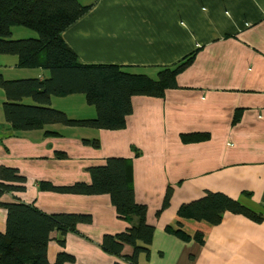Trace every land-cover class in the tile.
Wrapping results in <instances>:
<instances>
[{
  "label": "crops",
  "instance_id": "0c3cea01",
  "mask_svg": "<svg viewBox=\"0 0 264 264\" xmlns=\"http://www.w3.org/2000/svg\"><path fill=\"white\" fill-rule=\"evenodd\" d=\"M78 1L90 8L62 36L81 63L116 64L155 78L162 67L191 52L194 58L177 74V86L163 97L134 96L133 111L119 130L61 125L15 130L5 121L0 88V167L15 168L26 178L24 190L6 192L0 201L32 203L48 214L91 215L90 223H78L66 234L63 246L57 232L51 233L48 264H54L60 251L74 257L64 264H114L123 257L105 251L103 237L122 232L129 224L117 215L109 195L66 194L42 189L40 184L89 183V167L104 164L109 156L128 157L133 159L136 200L147 204V220L155 225L149 261L141 256V264H264V220L257 223L226 212L213 225L180 218L174 211L206 191H221L264 215V91L261 97L250 74L252 58L254 63L264 54V0ZM3 57L0 73L5 77L6 72L8 78L47 76L45 70L19 69L15 56ZM222 102L225 115L215 121L221 120L224 128H213L209 121L214 119L207 112ZM199 103L205 122L190 124L198 114L193 107ZM51 105L73 118L96 114L82 96H53ZM246 109L253 110L247 117ZM45 129L58 134L45 135ZM191 132H207L210 137L182 142L181 134ZM93 138L112 147L113 153H91L83 139ZM135 146L140 155H134ZM194 150H199V158L193 157ZM57 152L66 157H57ZM159 153L166 160L172 158L163 162L162 179L148 166ZM169 186L170 208L155 218ZM6 219L7 210L0 207V231L5 230ZM177 222L190 235L201 231L203 242L192 239L185 244L165 230ZM131 247L125 245L122 254H130Z\"/></svg>",
  "mask_w": 264,
  "mask_h": 264
},
{
  "label": "trees",
  "instance_id": "16d2710c",
  "mask_svg": "<svg viewBox=\"0 0 264 264\" xmlns=\"http://www.w3.org/2000/svg\"><path fill=\"white\" fill-rule=\"evenodd\" d=\"M90 5L78 0H0V55L17 56V66L23 69L47 71V76L5 78L0 73V88L4 92L2 104L5 121L15 129L28 131L49 125L81 126L96 129L119 130L133 111L134 96L163 97L169 88L177 86L176 77L194 58V52L172 66L162 67L155 78L145 73L124 70L116 64H84L64 41L62 33L84 15ZM22 26L37 33V37L12 38L13 27ZM83 94L94 106L95 116L73 118L51 105L53 96ZM237 114H235V119ZM45 129V135H57ZM207 132L181 134L185 142L209 139ZM98 146L99 139H83ZM140 152L136 151V155ZM57 157L66 153L57 152ZM91 181L70 185L40 184L42 189L68 193L108 194L119 217L128 222L126 230L106 234L102 240L105 251L121 255L114 264H141L140 258L150 256L155 225L147 220V204L136 200L133 187V160L123 156H109L102 165L89 167ZM26 178L15 168L0 167V196L25 189ZM247 196L250 195L246 192ZM172 188L167 189L158 213L170 204ZM7 210L6 228L0 231V264H48L47 246L51 233L57 232V241L65 244V236L75 231L78 223H90L91 215L59 212L48 214L32 203L2 202ZM229 212L254 222L264 220L261 212L243 204L221 191H206L200 197L183 203L177 215L196 221L219 224ZM165 230L183 240L203 242L201 231L190 235L181 222L167 225ZM131 245L130 254H122L125 245ZM74 261V257L60 251L54 264Z\"/></svg>",
  "mask_w": 264,
  "mask_h": 264
},
{
  "label": "rangeland",
  "instance_id": "374dc122",
  "mask_svg": "<svg viewBox=\"0 0 264 264\" xmlns=\"http://www.w3.org/2000/svg\"><path fill=\"white\" fill-rule=\"evenodd\" d=\"M28 37H37V33L35 31L29 29V28H26V27H22V26H14L13 27L12 38L18 39V38H28ZM3 56H15V55H0V64H4L5 63L6 57H3ZM15 57H17V56H15ZM193 66L196 67L197 64H195ZM190 67H192V66H190ZM194 67H192V68H194ZM18 68L19 69H23V68H20V67H18ZM13 70H15V69H13ZM187 70H189V69H187ZM8 71H10V70H8ZM18 72H27V70H25V71H22L21 70V71H18ZM29 72H33V71H29ZM250 72H251L250 74H252L254 76V78H255L254 88L255 89H258L260 91V94L259 95L262 97L263 96V93L262 92L264 91V54H262L260 56V58H257L254 63H253V58H252V70ZM7 73L8 72L4 73L6 75V77L4 76L5 78H8L9 75H10V74H7ZM76 95L77 96H82L85 99V96L83 94H71V95H68V96H58V97H60V98H66V97H69V96H76ZM201 106H203V104H200L199 103V105L193 107V108H196L197 107L198 114L193 117V119H195V120H192L190 122V124L192 122L194 124H196V123L203 124V122H205V119H203L202 116L200 117V115H201L200 114ZM92 107L94 108V106H92ZM222 108H224V110L226 111V107H225V103L224 102H222L221 104H218V106H216V109H214V110L210 109L207 112L208 117L211 118V119H214V120H210L209 121V123L213 126V128H220V129L224 128V126L221 125V120L218 121V122L215 121V120H217V119H219V118H221L222 116L225 115L224 112L222 111ZM71 109H74V108L71 106ZM252 111L253 110L246 109L245 110V116L247 117ZM232 117H233V114L231 115V119H232ZM234 119H235V116H234ZM187 125H189L188 121H187ZM243 125H244V128L247 129V122L246 121H244ZM169 129H170V127H169ZM186 131H189V130H186ZM180 138H181V136H180ZM181 141L182 142H185L182 138H181ZM86 146L89 148V150H90L91 153H99L100 155H103V156H109V154H112L113 153L112 147L110 148L108 145L101 144V142H99L98 146H93L91 144L86 145ZM137 148H138L137 146H135L134 148L132 147V151H133V153H134L135 156H137L136 155V151L140 152V150L137 149ZM193 157H196V158H199L200 157L199 150H194L193 151ZM164 158H165L164 153H159V156H154V158L151 159V160H155L154 163H152V165H151V160H150V162L148 164V166H151V168L155 169L156 172L159 173V176L157 174L158 179H162V174H163L162 166H163V162L168 163V162H171V160H172L171 157L168 160H166ZM65 161H70V160H68L66 158ZM145 176L147 177V175H145ZM165 189H166V187H164V190ZM169 189H171L170 186H169ZM165 193L166 192H164V194ZM161 200H162V203L161 204H163V198H161ZM161 207H162V205L159 208H157V209L160 210ZM169 208H170V204L168 206H166L163 210L166 211ZM158 210L156 212L155 218L158 217L159 214L161 213V212L158 213ZM174 211H177L176 207H175ZM171 234L174 235V236H176L173 233H171ZM192 239H190V240H192ZM193 240H196V239H193ZM188 241L189 240H183V243L189 244ZM127 245L131 247V245H129V244H127ZM149 257L146 258L147 261H149ZM143 258L145 259V257H143Z\"/></svg>",
  "mask_w": 264,
  "mask_h": 264
}]
</instances>
